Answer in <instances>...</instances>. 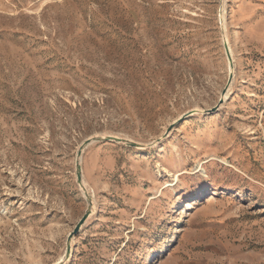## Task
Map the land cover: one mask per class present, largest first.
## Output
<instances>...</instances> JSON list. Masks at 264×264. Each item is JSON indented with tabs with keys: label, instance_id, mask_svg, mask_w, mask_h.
Instances as JSON below:
<instances>
[{
	"label": "rangeland",
	"instance_id": "obj_1",
	"mask_svg": "<svg viewBox=\"0 0 264 264\" xmlns=\"http://www.w3.org/2000/svg\"><path fill=\"white\" fill-rule=\"evenodd\" d=\"M0 264H264V0H0Z\"/></svg>",
	"mask_w": 264,
	"mask_h": 264
},
{
	"label": "water",
	"instance_id": "obj_2",
	"mask_svg": "<svg viewBox=\"0 0 264 264\" xmlns=\"http://www.w3.org/2000/svg\"><path fill=\"white\" fill-rule=\"evenodd\" d=\"M225 49H226V52L228 54V57L231 60V54H230V48H229V45H228V42H225ZM231 65H232V62H231ZM113 139H116V140H121L120 138L118 137H111ZM82 152V150L80 149L79 151V154ZM81 178H82V174H81V171L78 172V179L81 181ZM89 212L85 213L84 216L81 218V220L78 222V224L76 225V228H75V233H77L79 231V229L81 228V226L84 224V222L86 221V219L88 218L89 216Z\"/></svg>",
	"mask_w": 264,
	"mask_h": 264
},
{
	"label": "bare ground",
	"instance_id": "obj_3",
	"mask_svg": "<svg viewBox=\"0 0 264 264\" xmlns=\"http://www.w3.org/2000/svg\"><path fill=\"white\" fill-rule=\"evenodd\" d=\"M62 259V258H61ZM59 263V262H58Z\"/></svg>",
	"mask_w": 264,
	"mask_h": 264
}]
</instances>
